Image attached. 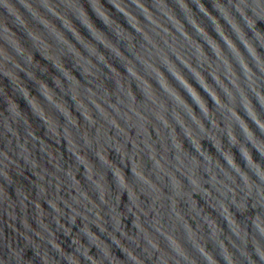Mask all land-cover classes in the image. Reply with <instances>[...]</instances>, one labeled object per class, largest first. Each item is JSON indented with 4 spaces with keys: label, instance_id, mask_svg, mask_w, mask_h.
I'll return each instance as SVG.
<instances>
[{
    "label": "water",
    "instance_id": "1",
    "mask_svg": "<svg viewBox=\"0 0 264 264\" xmlns=\"http://www.w3.org/2000/svg\"><path fill=\"white\" fill-rule=\"evenodd\" d=\"M0 264H264V0H0Z\"/></svg>",
    "mask_w": 264,
    "mask_h": 264
}]
</instances>
